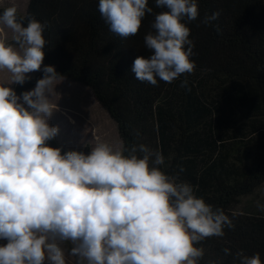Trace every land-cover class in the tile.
Here are the masks:
<instances>
[{"label":"clouds","instance_id":"1","mask_svg":"<svg viewBox=\"0 0 264 264\" xmlns=\"http://www.w3.org/2000/svg\"><path fill=\"white\" fill-rule=\"evenodd\" d=\"M154 4L161 10L154 13L148 0H97L109 31L121 38L153 15L143 36L148 55L131 65L136 79L152 85L193 71L188 22L199 16L197 0ZM218 16L205 14L201 23ZM46 27L15 5L0 9L7 30L0 38V73L7 74L0 82V264H199L197 243L223 237L232 219L166 173L159 150L140 143L126 154L100 142L85 153L48 143L58 132L49 118L61 74L42 66ZM36 71L43 74L35 86L17 94L11 85ZM235 256L232 264H264L259 253Z\"/></svg>","mask_w":264,"mask_h":264},{"label":"trees","instance_id":"2","mask_svg":"<svg viewBox=\"0 0 264 264\" xmlns=\"http://www.w3.org/2000/svg\"><path fill=\"white\" fill-rule=\"evenodd\" d=\"M197 3L199 16L188 22L194 69L156 85L131 72L135 57L148 55L143 36L151 30L152 14L127 38L109 31L97 0H29L18 14L47 25L43 62L92 90L116 121L126 154L140 143L159 150L166 173L230 216L233 227H225L223 237L197 243L204 252L199 264H232L237 252L259 253L264 261V214L234 209L241 196L264 183V0ZM148 4L154 13L161 10L154 0ZM213 12H219L216 20L201 23ZM42 74L17 84V94L34 87ZM48 143L69 150L56 136Z\"/></svg>","mask_w":264,"mask_h":264},{"label":"rangeland","instance_id":"3","mask_svg":"<svg viewBox=\"0 0 264 264\" xmlns=\"http://www.w3.org/2000/svg\"><path fill=\"white\" fill-rule=\"evenodd\" d=\"M29 0H0L1 6L15 5L24 13ZM7 30L0 28V38ZM9 39H10V34ZM45 63L42 62V66ZM40 71L30 73L33 76ZM7 79L6 73H0V82ZM17 84H12L14 88ZM56 93L52 99L57 104V110L49 118V123L57 126L56 138L68 149H82L85 145L93 147L104 142L114 149H123V141L119 134L116 121L93 95L92 90L81 83L61 77L56 85ZM258 205H264V183L254 192L243 195L234 206L235 210L260 212L264 211ZM0 243L5 241L0 240Z\"/></svg>","mask_w":264,"mask_h":264},{"label":"crops","instance_id":"4","mask_svg":"<svg viewBox=\"0 0 264 264\" xmlns=\"http://www.w3.org/2000/svg\"><path fill=\"white\" fill-rule=\"evenodd\" d=\"M27 7H28V6H27ZM26 10H27V8H26ZM25 12H26V11H25ZM25 12H24V13H25Z\"/></svg>","mask_w":264,"mask_h":264}]
</instances>
